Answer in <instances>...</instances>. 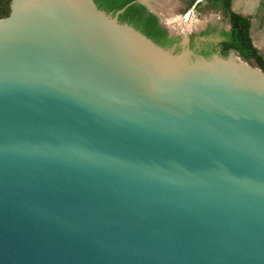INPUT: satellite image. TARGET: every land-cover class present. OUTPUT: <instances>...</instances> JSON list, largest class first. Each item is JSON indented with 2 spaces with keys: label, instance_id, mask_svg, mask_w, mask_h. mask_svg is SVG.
Returning a JSON list of instances; mask_svg holds the SVG:
<instances>
[{
  "label": "water",
  "instance_id": "95a60500",
  "mask_svg": "<svg viewBox=\"0 0 264 264\" xmlns=\"http://www.w3.org/2000/svg\"><path fill=\"white\" fill-rule=\"evenodd\" d=\"M132 4L180 51L120 23ZM214 11L172 30L150 0H11L0 264H264V71L193 53L230 29Z\"/></svg>",
  "mask_w": 264,
  "mask_h": 264
},
{
  "label": "trees",
  "instance_id": "16d2710c",
  "mask_svg": "<svg viewBox=\"0 0 264 264\" xmlns=\"http://www.w3.org/2000/svg\"><path fill=\"white\" fill-rule=\"evenodd\" d=\"M99 10L106 13L114 14L116 11L124 8L127 4L135 0H93ZM187 4V9H190L197 0H184ZM212 10L221 11L228 16L230 29L221 31L220 36L223 38L222 49L223 57L229 53L235 52L242 58L254 60L256 65L264 71V61L258 56L254 49L250 35V23L247 18H243L231 11L232 0H203ZM11 0H0V19L9 16ZM198 5V3H197ZM196 5V6H197ZM120 23H127L140 31L146 37L151 39L155 44L163 48H171L175 46V51H180V37H170L166 29L162 28L158 23V18L147 9L138 4L129 6L123 14L119 16ZM209 31L202 32V36L206 37ZM193 35L190 39L189 47L194 46ZM202 56V55H201ZM211 56V55H210ZM208 56V57H210ZM206 57V56H204ZM206 57V58H208Z\"/></svg>",
  "mask_w": 264,
  "mask_h": 264
},
{
  "label": "crops",
  "instance_id": "0c3cea01",
  "mask_svg": "<svg viewBox=\"0 0 264 264\" xmlns=\"http://www.w3.org/2000/svg\"><path fill=\"white\" fill-rule=\"evenodd\" d=\"M203 7L211 9L203 0H200L192 6V10L203 9ZM231 11L249 20L251 43L258 56L264 61V0H232Z\"/></svg>",
  "mask_w": 264,
  "mask_h": 264
},
{
  "label": "rangeland",
  "instance_id": "374dc122",
  "mask_svg": "<svg viewBox=\"0 0 264 264\" xmlns=\"http://www.w3.org/2000/svg\"><path fill=\"white\" fill-rule=\"evenodd\" d=\"M150 4L163 17L166 25L169 26L172 30H175L185 20L184 18L186 14H191L193 11L192 7L190 9H187V4L184 0H150ZM203 10L206 12L209 10V8L203 7ZM218 13L219 12H215V14ZM220 15L221 17H225V15H223L222 13H220ZM168 22L175 23H173V25L171 26ZM233 53L238 57L237 53ZM243 61L247 62L252 67H258L254 60Z\"/></svg>",
  "mask_w": 264,
  "mask_h": 264
},
{
  "label": "flooded vegetation",
  "instance_id": "af4514ba",
  "mask_svg": "<svg viewBox=\"0 0 264 264\" xmlns=\"http://www.w3.org/2000/svg\"><path fill=\"white\" fill-rule=\"evenodd\" d=\"M208 28H206L205 30H200L197 33H193L191 34V36H189V43H190V39L193 35V39L192 42L194 44V46L192 48H190L193 53L197 54V55H202V56H210V55H214L217 54L219 56H222L223 54V49H222V41L223 38L220 36L221 31H227L225 29H222L219 31V39L217 41L211 40L206 36H202V32L207 31Z\"/></svg>",
  "mask_w": 264,
  "mask_h": 264
},
{
  "label": "bare ground",
  "instance_id": "6f19581e",
  "mask_svg": "<svg viewBox=\"0 0 264 264\" xmlns=\"http://www.w3.org/2000/svg\"><path fill=\"white\" fill-rule=\"evenodd\" d=\"M163 21H164V23H165V20L163 19ZM169 23V22H168ZM173 23H175V22H173ZM173 23H169L171 26L173 25ZM166 24V23H165Z\"/></svg>",
  "mask_w": 264,
  "mask_h": 264
}]
</instances>
